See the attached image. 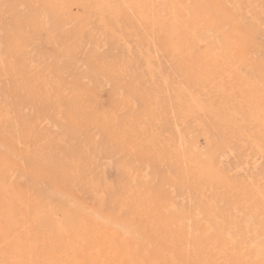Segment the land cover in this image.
Instances as JSON below:
<instances>
[{"label":"rangeland","instance_id":"374dc122","mask_svg":"<svg viewBox=\"0 0 264 264\" xmlns=\"http://www.w3.org/2000/svg\"><path fill=\"white\" fill-rule=\"evenodd\" d=\"M50 2L57 30L46 17ZM107 2L116 11L97 9L90 0H0V41L6 42L0 48V196L6 189L18 193L27 204L35 203L40 215L57 214L52 217L58 221H63L62 207L70 204L76 207L75 223L85 221L80 229L93 223L89 232L78 229L77 235L72 229L49 241L46 228L33 227L29 206L11 197L7 204L12 205L4 207L9 196L1 198L0 232L5 224L12 227L0 234V264H46L42 257L49 264L77 259L119 264L100 238L104 229L123 233L110 221L113 214L142 228L132 237L140 253L133 249L132 262L121 264H240L242 256H248L246 264H264L252 258L260 240L254 238L251 250L241 242L244 215L264 209V195L257 194L264 189V0ZM156 17L160 23L153 24ZM174 25L179 28L171 32ZM16 40L19 52L10 48ZM175 40L188 41L177 51ZM229 45L235 46L232 52ZM250 82L259 90L250 89ZM190 91L195 106L188 112ZM228 105L240 132L216 120ZM190 150L200 161H210L214 183L180 155H192ZM213 151L221 153L211 159ZM57 177L59 187L52 183ZM147 200H152L150 213ZM171 205L182 206L185 219L168 218ZM216 220L236 223L238 236L230 248V238L217 233ZM24 223L31 229L19 227ZM18 236L27 251L15 258L11 246ZM261 237L264 241V233ZM60 241H69L70 246L64 244L71 249L64 245V250ZM85 252L97 258L87 262Z\"/></svg>","mask_w":264,"mask_h":264},{"label":"bare ground","instance_id":"6f19581e","mask_svg":"<svg viewBox=\"0 0 264 264\" xmlns=\"http://www.w3.org/2000/svg\"><path fill=\"white\" fill-rule=\"evenodd\" d=\"M87 1H89V0H87ZM90 1H92L93 2V4H94V6H96V8L97 9H102V8H104V9H107V10H109V11H116L115 10V7L112 5V4H110L109 2H107L108 0H90ZM113 1V0H112ZM238 1V0H237ZM138 3L139 2H136L135 1V5H138ZM50 4H51V2H50ZM237 4V3H236ZM49 5V4H48ZM264 5V4H263ZM50 6V5H49ZM117 7V6H116ZM237 7V6H236ZM239 7V6H238ZM118 8V7H117ZM56 9L54 8V7H52V4H51V6L48 8V10L46 11V17H47V19L51 22L50 24H51V26L53 25V27H54V29H58L59 28V26H58V23H57V16H56V11H55ZM128 10V9H127ZM104 12V11H103ZM119 13V12H118ZM154 13H156V11L154 12ZM103 14V13H102ZM149 14H151V11H150V13ZM142 16H147V14L145 15V13L144 14H142ZM154 16H156V15H154ZM31 17V16H30ZM149 17V16H148ZM150 17H151V15H150ZM162 17V16H161ZM154 19V21L152 22L153 24H158V22H159V19H157V17L156 18H153ZM160 23V22H159ZM176 23V22H175ZM185 24V23H184ZM57 25V26H56ZM158 26V25H157ZM43 28V27H42ZM178 26L177 25H174L172 28H171V32H174L175 30H178ZM165 29V28H164ZM185 31V30H184ZM183 31V32H184ZM152 33V32H151ZM180 34V33H179ZM174 35V34H173ZM220 37V36H219ZM167 38V37H166ZM169 38V37H168ZM177 38H178V36H177ZM186 38V37H185ZM170 39V38H169ZM22 40V39H21ZM165 40H167V39H165ZM176 41V40H175ZM179 41V40H178ZM178 41H176V42H178ZM188 41V40H187ZM187 41H182L181 43L180 42H178L177 43V45H176V47H177V51L178 50H181L182 48H184V45L187 43ZM18 42V40H16V42H13V44H11V46H10V48L12 49V50H15V51H21V49L20 50H18L19 49V44L17 43ZM4 44H6V42H1L0 41V48L1 47H3L2 45H4ZM168 45V44H167ZM174 47H175V45H174ZM175 47V48H176ZM225 47V46H224ZM234 47L235 46H230L229 45V49L231 50L230 52H232L233 50H234ZM186 48V47H185ZM160 50V49H159ZM70 51V50H69ZM17 52V53H18ZM186 53H187V55H188V52L186 51ZM211 52H206V54H205V56L206 57H210V56H212V54H210ZM68 54H69V52H68ZM186 55V56H187ZM213 55H215L214 53H213ZM185 56V55H184ZM205 59V58H204ZM241 61V60H240ZM59 63V62H58ZM193 68H195V67H197V65H195L194 66V64H193V66H192ZM205 67V66H204ZM191 68V67H190ZM189 68V69H190ZM192 70V69H191ZM109 71V70H108ZM188 71H190V70H188ZM207 72V71H206ZM195 74V73H194ZM163 78V77H162ZM255 78V77H254ZM164 79V78H163ZM256 79V78H255ZM55 80H57V79H55ZM261 80V79H260ZM165 81H167V80H165ZM264 81V80H263ZM58 82V81H57ZM255 82H256V80H255ZM262 82V81H261ZM261 82H260V84H261ZM169 83V82H168ZM256 83H258V81L256 82ZM249 85L251 86V88H250V86H249V88L250 89H252L253 91H257V90H259L257 87H260V86H257V84H255V83H249ZM173 87V86H172ZM31 88V87H30ZM45 88H46V86H45ZM48 88V87H47ZM46 88V89H47ZM50 88V87H49ZM51 90L50 91H52V88H50ZM185 89V88H184ZM264 89V88H263ZM31 91H33V89L31 88V89H28V92H31ZM46 92H47V90H45ZM50 91H49V89H48V92L50 93ZM179 91H181V90H179ZM233 91V90H232ZM252 91V92H253ZM36 92V91H35ZM47 92V94L48 95H50L49 93ZM53 93V92H52ZM186 93H189V92H186ZM255 93V92H254ZM65 94V93H64ZM180 94H181V92H180ZM43 96L45 95V93L44 94H42ZM188 95V94H187ZM251 95V94H250ZM42 96V97H43ZM56 96H58L57 94H56ZM178 96H179V94H178ZM189 96H191V97H189ZM253 96V95H252ZM255 96V95H254ZM45 97H47V96H45ZM49 97H51V95L49 96ZM49 97H47V103H48V100H49ZM198 97V96H197ZM196 97V98H197ZM56 98V97H55ZM69 98V97H68ZM67 98V99H68ZM188 98H189V100L188 101H186L185 100V102H187V107H186V109H188V112L189 111H194L193 109V107L195 106V95L192 93L191 94V91H190V93H189V95H188ZM252 98V97H251ZM41 99H43L44 100V98H41ZM179 99V97L177 98V100ZM183 99H184V97H183ZM183 99H182V97H180V99H179V101L180 100H182L183 101ZM235 99V98H234ZM71 101L72 100H75V99H70ZM250 100V99H249ZM252 100V99H251ZM255 100H256V97H255ZM254 100V101H255ZM45 101V100H44ZM51 101V100H50ZM53 101V100H52ZM67 101V100H66ZM73 102H75V101H73ZM178 102V101H177ZM199 102V101H198ZM197 102V103H198ZM184 103V102H183ZM202 103V102H201ZM249 103V102H248ZM251 103H253V102H251ZM43 105L45 104L44 102L42 103ZM56 105V104H55ZM199 105H200V102H199ZM203 105V104H202ZM201 105V106H202ZM225 106L224 107H227V105L226 104H224ZM251 105V104H250ZM253 105H254V103H253ZM61 106V105H60ZM185 106H186V104H185ZM229 106V105H228ZM252 106V105H251ZM258 106V105H257ZM45 107H46V105H45ZM68 107V106H67ZM199 106H197L196 108H198ZM231 106H229L228 107V110H229V108H230ZM74 108V107H73ZM215 108V107H214ZM227 109V108H226ZM252 109V108H251ZM250 109V110H251ZM255 109V108H254ZM253 109V110H254ZM59 110V109H58ZM77 110V109H76ZM228 110L226 111H224V112H222L221 114H219V116L216 118V120L218 119V122H220V123H222V124H224V126L225 125H228L229 126V128L232 130V132L233 131H239V129H240V126H238V123H236V121L233 119V117H232V113L230 112V110H229V112H228ZM250 110H248V111H250ZM234 110L232 109V112H233ZM247 111V112H248ZM252 111V110H251ZM77 112H78V110H77ZM201 112V111H200ZM192 113V112H191ZM234 113V112H233ZM236 113V112H235ZM250 113H252V112H250ZM248 115L250 116L251 114H249L248 113ZM135 116V115H134ZM215 116V115H214ZM252 116V115H251ZM254 116V115H253ZM208 117V116H207ZM235 117H237V116H235ZM246 117H247V115H246ZM256 117V119L258 118L257 116H255ZM254 117V118H255ZM248 118V117H247ZM249 120H251V119H249ZM200 122V121H199ZM217 122V121H216ZM215 123V122H214ZM173 124V123H172ZM174 125V124H173ZM183 125V124H182ZM174 127V126H173ZM264 127V126H263ZM240 132V131H239ZM242 132H244V131H242ZM260 132V131H259ZM1 133V132H0ZM175 133H178V130H177V132H175ZM261 134H260V137H261V135H262V140H264V130H263V132H260ZM11 135V134H10ZM8 136V138L11 140V136ZM15 135V134H14ZM13 135V136H14ZM166 136H167V134H166ZM178 136V135H177ZM187 136V135H186ZM16 137H17V135H16ZM16 137H12V140H14L15 141V138ZM179 137V136H178ZM177 137V138H178ZM181 137V136H180ZM179 137V138H180ZM183 137V136H182ZM169 138V137H168ZM19 138H17V140H18ZM148 140H149V137L147 138ZM146 139V141H147V143L149 142L148 140ZM16 140V141H17ZM188 140H189V138H188ZM104 141H106V140H104ZM181 141H183L182 139H181ZM141 142H142V140H141ZM144 142V141H143ZM12 143V142H11ZM17 143L19 144L20 142L19 141H17ZM185 143V142H184ZM253 143V142H252ZM179 144V142H177V147L176 148H178V146H180V145H178ZM254 144V143H253ZM258 144L259 143H257V144H255V145H253V146H255V149H256V147H258ZM192 145V144H191ZM257 145V146H256ZM182 146V145H181ZM195 146V145H194ZM193 145H192V147L191 148H193V149H195V147H194ZM259 146H260V144H259ZM184 148V147H183ZM259 148V147H258ZM37 149H38V147H37ZM95 149V148H94ZM180 150H181V147L179 148ZM41 150V149H40ZM98 150V149H97ZM184 150V149H183ZM202 150V149H201ZM182 151V150H181ZM180 151V152H181ZM188 151V150H187ZM204 151V150H203ZM189 152H193L192 153V155H187L186 153H180V155L181 156H184V158H186V163L188 162V163H191V164H193L192 166L195 168V167H197V169L201 172V173H204V175H203V179L205 180V181H207L208 183L209 182H213L214 183V179H215V171H214V167L213 166H211V164H210V161H205L204 159H201V161L198 159V158H196L195 157V151H193V150H190ZM188 152V153H189ZM230 152V151H229ZM228 152V153H229ZM235 152V151H234ZM179 153V152H178ZM203 153V152H202ZM221 152H216V151H213V152H211V156L209 157V158H214L216 155H219ZM190 154V153H189ZM178 156V154L176 155V157ZM3 157V156H2ZM40 157V156H39ZM211 158V159H212ZM5 159V158H4ZM3 159V160H4ZM35 159H40V158H38V157H35ZM174 159V158H173ZM179 159H182V157L181 158H179ZM6 160V159H5ZM72 160V159H71ZM171 160V159H170ZM175 162V161H174ZM72 163V162H71ZM123 163V162H122ZM173 163V162H172ZM186 163H184V164H186ZM34 164V163H33ZM48 164H49V162H48ZM74 164H76V166L78 167V168H82L80 165H79V163H75L74 162ZM178 164V163H177ZM176 164V165H177ZM71 165H73V164H71ZM123 165H124V168H126L127 167V163H123ZM179 165V164H178ZM182 165H183V163H182ZM184 166V165H183ZM182 166V167H183ZM188 166V165H187ZM74 167V166H73ZM45 168V167H44ZM184 168L185 167H183V170H184ZM217 168V167H216ZM56 169V168H55ZM76 169V168H75ZM217 170V169H216ZM254 170V169H253ZM36 171H39V169L38 170H36ZM43 171H44V169H43ZM79 171V170H78ZM82 172V171H81ZM37 173H40V172H37ZM47 173V172H46ZM63 174V173H62ZM218 174H219V172H218ZM38 175V174H37ZM47 175V174H46ZM79 175H81V174H79ZM146 175V174H145ZM217 175V174H216ZM219 175H222L221 173L219 174ZM32 176V175H31ZM30 176V177H31ZM147 176V175H146ZM200 177H202V176H200ZM223 177V176H222ZM23 179H24V177H22ZM58 179H57V181L54 183V182H52L53 184H55V186H57V187H59L60 186V183H61V177H57ZM93 179V178H92ZM97 179H99V178H97ZM132 179H133V177H132ZM145 179H147V178H145ZM213 180V181H212ZM32 181V179L30 180V182ZM99 181H101V180H98L96 183L97 184H99L100 185V183H99ZM134 181V180H133ZM92 182V181H91ZM131 182V181H130ZM88 183V182H87ZM134 183V182H133ZM53 184H51V185H53ZM130 184H132V183H130ZM39 185V184H38ZM14 186V185H13ZM12 186V187H13ZM20 187V186H19ZM99 187V186H98ZM97 187V188H98ZM254 188V187H253ZM255 188H256V186H255ZM52 189V188H51ZM58 189V188H57ZM105 189V188H104ZM171 189V188H170ZM204 189V188H203ZM202 189V190H203ZM8 189H6V191H7ZM14 190V188H12V190H11V192ZM55 190H56V187H55ZM5 191V193L7 194V195H4V190H3V192L1 193V196H0V199L1 198H3V200L4 199H6L8 196V199L6 200V202H5V206L4 207H10L11 205H12V203L14 202V201H12V203L9 205V203L10 202H8V204H7V201H10L9 200V198H14V200H15V203H17L19 206H20V204H24V206H26V208L28 207V208H30L31 210H33V214H32V220H31V218H29V221L31 220V222L34 224L33 225V227L35 226V224L36 225H38L39 226V228L41 227V228H46V230H47V232L48 233H46L47 234V236H48V234H49V238L47 237H45L47 240H49V239H51V241H53L52 239H54V237H55V239H59V238H61V235L64 233V232H68V230H71L72 231V229H73V231L76 229V234L78 235H81L79 232H77V230L78 229H80L81 227H83L82 225H84V223H85V221L83 222V220L82 221H80V226H79V221H77V223H75V220H74V217H75V213H74V211L76 210V209H74V208H76V207H71L72 205H68V206H64V207H62V218H61V220H63V221H58L57 220V218H54V217H52V216H54V215H57V214H51L49 211L51 210H49L48 212L49 213H47V214H44V215H40L38 212H37V208L36 207H38L35 203H31L30 201V203L29 204H27L26 202L28 201H26L25 200V198H21L20 196H18V193H17V196H16V194H13V193H11L10 194V192H6ZM10 191V190H9ZM255 191H257V190H255ZM254 191V192H255ZM174 192V191H173ZM209 192V191H208ZM252 192V191H251ZM28 193V192H27ZM188 193V192H187ZM253 193V192H252ZM256 193V192H255ZM260 193H262V195H264V189L263 190H259V193H257V194H259L258 195V197L261 195ZM32 194V193H31ZM101 194H103L102 192H101ZM196 194H198V193H196ZM100 195V194H99ZM104 195V194H103ZM101 196V195H100ZM256 196V195H255ZM27 197H28V195H27ZM35 197V196H34ZM50 197V196H49ZM104 198V197H103ZM217 198V197H216ZM216 198H215V200H216ZM252 198V197H251ZM254 198H256V197H254ZM35 199V198H34ZM160 199H162V198H160ZM257 199V198H256ZM12 200V199H11ZM33 200V199H32ZM36 200V199H35ZM43 200V199H42ZM73 200V199H72ZM101 200V199H100ZM41 201V200H40ZM47 201V200H46ZM102 201V200H101ZM100 201V202H101ZM166 201V200H165ZM1 202H3L2 200H1ZM34 202V201H33ZM36 202V201H35ZM222 202H223V200H222ZM152 203V200H147V204L145 205L146 206V212L148 213L149 211H150V204ZM176 203V202H175ZM103 204V203H102ZM160 204V203H159ZM174 204V203H173ZM178 204V203H177ZM263 204V203H262ZM4 205V204H3ZM21 205V206H22ZM54 205V204H53ZM52 205V206H53ZM101 205V204H100ZM161 205V204H160ZM182 205V204H181ZM15 206V205H14ZM18 206V207H19ZM49 206V205H48ZM162 206V205H161ZM173 205H171V207H172ZM2 207V206H1ZM17 206H16V208L17 209H19L20 211H22V207H19L18 208ZM170 207V209H168L167 208V212L169 213V215L170 216H168V218L169 217H177V219H179V220H182L183 218H184V215H183V209L181 208L182 206H180L179 208H178V206H176V205H174V207H172L171 208ZM259 207V206H258ZM258 207H256V211H255V213L254 212H248V214H245L244 215V218H243V222H244V225H243V227H241V229H242V231L243 232H241V233H244V238H243V240L241 241L244 245H246V246H244L246 249H247V247H248V249L250 248V250H251V248L253 247V243H255L254 241V238L256 239V240H260L261 242V244H257L256 243V245L254 244V246L255 247H253V249H254V254H253V256H252V258H254L256 261L255 262H257V260H259V259H261L262 261H263V263H264V241L262 240V238L263 237H261L262 235H263V233H264V209H263V211L260 213L259 211H257V209H258ZM263 207V206H262ZM13 208H15V207H13ZM15 208V209H16ZM24 208V207H23ZM28 208H27V210H28ZM247 208V207H246ZM260 208V207H259ZM4 209V208H3ZM25 209V208H24ZM56 209V208H55ZM153 209V208H152ZM254 209V208H253ZM262 209V208H261ZM19 210H15V211H19ZM26 210V209H25ZM43 210V209H42ZM97 211V210H96ZM98 211H99V209H98ZM111 212H113L112 210H110ZM188 211V210H187ZM24 212V210L22 211V213ZM25 212H27V215L26 216H29V214H28V211H25ZM54 211L52 210V213H53ZM117 212V211H116ZM119 212V211H118ZM121 212V211H120ZM21 213V212H20ZM19 213V214H20ZM21 213V214H22ZM59 213V212H58ZM61 213V212H60ZM90 213V212H89ZM96 213V212H95ZM99 213V212H98ZM97 213V214H98ZM102 213V212H101ZM150 213V212H149ZM154 213V212H153ZM164 213V212H163ZM188 213V212H187ZM214 213V212H213ZM13 214V213H12ZM23 214H25V213H23ZM42 214V213H41ZM97 214H95V215H97ZM100 214V213H99ZM110 214V213H109ZM152 214V213H151ZM222 214V213H221ZM77 215V214H76ZM81 215V214H80ZM101 215V214H100ZM219 215V214H218ZM258 215H261V217L259 216L258 217ZM99 216V215H98ZM103 216V215H102ZM111 216V215H110ZM148 216V215H147ZM193 215H191L190 217H192ZM222 216H225V215H222ZM25 217V216H24ZM30 217V216H29ZM131 217V216H130ZM219 217V216H218ZM23 218V217H22ZM95 218V217H94ZM166 218V217H165ZM189 218V217H188ZM187 218V219H188ZM217 218V217H216ZM222 218V217H221ZM21 219V218H20ZM56 219V220H55ZM185 219V218H184ZM16 220H18V219H16ZM78 220V219H77ZM166 221H170V220H167V219H165ZM20 221V220H19ZM18 221V222H19ZM101 221H103V220H101ZM110 221L113 223V224H115L117 227L116 228H119L123 233V235L122 234H118V233H114V232H111V231H113V230H111V231H107L106 229H104V231H102V232H100V238H104V241H105V243L106 244H108L109 245V247H110V249H111V253L113 252V255L116 257L115 258V260H117L118 261V263L119 264H121L124 260H126V259H128V260H131V262H132V259L131 258H133V257H131V253L132 252H134V250L133 249H135V251H136V253L137 254H139L140 253V246H139V248L138 247H135V248H133L132 246H133V236L134 237H136V235L137 234H139L140 233V231L142 230V228H141V226H138L136 223H133V222H130V221H125V220H120L119 218H118V215H112L111 217H110ZM133 221V220H132ZM23 222H25V220L23 221ZM28 222V221H27ZM35 222V223H34ZM99 222V221H98ZM111 222H110V224H111ZM161 222H163V220L161 221ZM173 222V221H172ZM185 222H187V221H185ZM222 222V221H221ZM221 222H217V220H216V224H217V226H216V231H217V233H219L220 235L222 234V236H223V233L225 234V235H227V238H228V240H229V238H230V240L231 241H228L227 242V245H228V243H229V245L231 244L232 245V243H230V242H232V241H234V235H236V237L238 236L237 235V232L235 231V229L233 228V227H235V225H236V223H232L231 224V226H228V225H225V224H223V223H221ZM9 223V222H8ZM83 223V224H82ZM148 223V222H147ZM147 223H145V224H147ZM165 223V222H164ZM17 224H19V223H17ZM17 224H15V226H18ZM26 223H24V224H22V225H19V227H21V226H23V225H25ZM93 224V223H92ZM92 224H90L89 226H91ZM163 224V223H162ZM141 225H142V223H141ZM165 225V224H164ZM209 225V224H208ZM239 225V224H238ZM5 226H6V224L4 225V227H3V231L5 230L4 228H5ZM8 226H9V224H8ZM8 226H6L7 228H8ZM11 227H12V225H10ZM10 226H9V228H10ZM14 226V225H13ZM28 226H32V225H28ZM27 226V224H26V227L25 226H23V228L25 227V229L27 230L29 227ZM88 225H86V226H84V227H87ZM89 226L87 227V228H89ZM94 227H97V225H93ZM28 227V228H27ZM80 227V228H79ZM99 227V226H98ZM208 227V226H207ZM38 228V227H37ZM37 228H35L36 229V231L38 230ZM87 228H82V229H80L81 231H85L86 232V229ZM93 228V227H92ZM114 228V227H113ZM155 228V227H154ZM31 229V228H30ZM30 229H28V230H30ZM90 229V228H89ZM95 229V228H94ZM98 229V228H97ZM157 229V228H156ZM88 230V229H87ZM90 230H93V229H90ZM90 230H88V232L90 231ZM148 230V229H147ZM158 230V229H157ZM3 231H1V232H3ZM6 231V230H5ZM4 231V232H5ZM14 231V230H13ZM39 231V230H38ZM38 231L36 232V233H38ZM179 231V230H178ZM187 231H188V229H187ZM1 232H0V234H1ZM34 232V231H33ZM85 232L82 234V235H84L85 234ZM157 232V231H156ZM192 232V231H191ZM7 232H5V233H2V234H6ZM26 233H28V232H26ZM73 233V232H72ZM188 233V232H187ZM248 233H251L253 236V238H250L248 235ZM29 234V233H28ZM34 234H35V232H34ZM18 235V234H17ZM17 235H15V236H17ZM86 236H89V235H87V233L85 234ZM176 235V234H175ZM1 236H3V235H0V237ZM5 236V235H4ZM9 233H8V236H7V238L9 239ZM19 236H20V238H22L21 236H22V234L20 235L19 234ZM19 236H18V239H16L15 241H14V243H13V246H11L12 247V251L14 252V256H15V258H19V256H20V254L21 253H23L22 251L24 250L23 249V246H22V243L21 242H19V241H22V240H19ZM42 236V235H41ZM85 236V237H86ZM229 236V237H228ZM240 236H241V234H240ZM2 238V237H1ZM1 238H0V240H1ZM16 238V237H15ZM14 238V239H15ZM43 238H44V236H43ZM74 238V237H73ZM77 238V237H76ZM76 238H75V240L74 239H72L71 237L69 238V241H70V239H72V240H74V241H76ZM91 238V237H90ZM89 238V239H90ZM99 238V239H100ZM242 238V237H241ZM86 239V238H85ZM95 239V238H94ZM5 239L3 238V241H4ZM10 240V239H9ZM38 240V239H37ZM67 240H68V237H67ZM66 240V241H67ZM87 240V239H86ZM193 240V239H192ZM236 240V239H235ZM8 241V240H7ZM6 241V243H8ZM50 241V240H49ZM65 241V242H66ZM69 241L67 242V243H69ZM74 241H72V242H74ZM11 242H13V239L11 240ZM63 242V247H64V245L66 244V245H69V244H67V243H65L64 241H62ZM61 241H60V243H62ZM9 243H10V241H9ZM59 243V242H58ZM65 243V244H64ZM75 243V242H74ZM224 243V242H223ZM46 244V243H45ZM88 244V243H87ZM93 244L95 245V243H94V240H93ZM54 245V244H53ZM65 245V247H69V246H66ZM77 245V244H76ZM228 245V247L230 248V246ZM55 246H56V244H55ZM207 246H209L208 244H207ZM26 247V246H25ZM65 247H64V250H65ZM74 247H76V246H74ZM88 247V246H87ZM90 247H91V245H90ZM94 247V246H93ZM82 248V247H81ZM95 248V247H94ZM94 248H92V249H94ZM228 248V249H229ZM47 249V248H46ZM67 249V248H66ZM69 249H71L70 247H69ZM95 249H97V248H95ZM26 251H27V249H25ZM24 250V251H25ZM64 250H62L63 252H64ZM5 251V250H4ZM72 251V250H71ZM74 251H75V249H74ZM88 251V250H87ZM86 251V252H87ZM91 251V250H90ZM85 252V254H86V256H85V254H84V256H85V258L86 257H89V256H87V253ZM93 251H91V253H92ZM124 253V255H122V254H120V253ZM143 252V251H142ZM57 253V252H56ZM95 253H97V251L95 252ZM145 253V252H144ZM186 253V252H185ZM74 254H76V253H74ZM89 255H91L90 253H88ZM94 253H92V255H93ZM103 254V253H102ZM109 254V253H108ZM107 254V251L104 253V255L105 256H108V259H110V258H112L111 256H109ZM65 255H67V251H66V253H65ZM77 255V254H76ZM90 256L89 258H87V262H88V260H91V261H93L94 259H96L97 258V256ZM95 255V254H94ZM146 255V254H145ZM29 256V255H28ZM21 257V256H20ZM53 257V256H52ZM91 257H96V258H91ZM104 257V256H103ZM152 257V256H151ZM248 257V256H247ZM246 257V258H247ZM14 258V257H13ZM14 258V259H15ZM43 259H45L44 261H47V263H48V259H46V258H44V257H42ZM67 258V257H66ZM105 258V257H104ZM147 258H149V257H147ZM246 258H245V256L243 257L242 256V258L240 259V264H246L247 262H246ZM249 258H251V257H249ZM10 260H13V259H11V258H9ZM35 259V258H34ZM93 259V260H92ZM101 259V258H100ZM150 259V258H149ZM254 259H253V262H254ZM16 260V259H15ZM74 260H76V258L74 259ZM82 260V259H81ZM81 260H79V259H77L76 261H79V262H74L75 264L76 263H79V264H83V263H80L81 262ZM84 260V259H83ZM111 260V259H110ZM17 261V260H16ZM15 261V262H16ZM34 261V260H33ZM41 261H42V259H41ZM43 261V262H44ZM66 261H67V259H66ZM86 261V260H85ZM104 261V260H103ZM112 261V260H111ZM135 261V260H134ZM149 261H151V263H152V261L153 260H149ZM250 261V259H248V262ZM18 262V261H17ZM64 262V261H63ZM68 262V261H67ZM95 262V261H94ZM128 262V261H127ZM246 262V263H245ZM46 263V264H47ZM104 263V262H103ZM136 263V262H135ZM250 263H251V261H250ZM4 264V263H3ZM6 264H7V262H6ZM14 264H18V263H14ZM34 264H35V261H34ZM49 264V263H48ZM116 264V263H115ZM132 264H134V263H132ZM254 264V263H253Z\"/></svg>","mask_w":264,"mask_h":264}]
</instances>
